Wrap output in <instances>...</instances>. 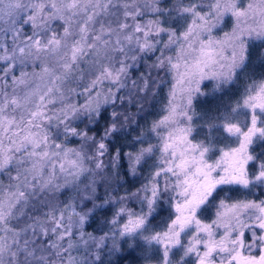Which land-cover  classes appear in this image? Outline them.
<instances>
[{
  "label": "snow or ice",
  "instance_id": "1",
  "mask_svg": "<svg viewBox=\"0 0 264 264\" xmlns=\"http://www.w3.org/2000/svg\"><path fill=\"white\" fill-rule=\"evenodd\" d=\"M167 2L0 0V264H264V0Z\"/></svg>",
  "mask_w": 264,
  "mask_h": 264
},
{
  "label": "trees",
  "instance_id": "2",
  "mask_svg": "<svg viewBox=\"0 0 264 264\" xmlns=\"http://www.w3.org/2000/svg\"><path fill=\"white\" fill-rule=\"evenodd\" d=\"M174 3V0H168V2L166 4H163L162 6L164 7H172V4ZM147 19V17H146ZM179 24H182L179 22ZM0 67H2V65H0ZM254 67L256 68V71H264V68L259 67L256 63H255V59H254ZM31 70V69H29ZM236 98L235 96V91L228 93L227 95H223V96H218L215 100L211 101L210 103L208 102H204V101H198L194 103V106L196 107V110L198 113L200 114H204L205 112H208V115L210 116H216L218 113L215 111V109L217 108V106L220 107V111L223 112L224 111V106L225 105H231L234 101V99ZM159 106H157L158 108ZM209 109H211V111H209ZM130 112H135L136 109L135 108H130L129 109ZM154 117H149V119H152ZM245 117L244 115H240L238 117V120L243 123L245 121ZM216 123L217 125H219L221 122L220 121H209L208 116H205L204 119L202 120H194V125L196 127V131L193 133V136L196 138V140H205L208 137L209 133L207 131V129L204 127L205 124L207 123ZM133 135H135V133H133ZM213 137L216 138L217 142L222 141L223 143L220 146H224V145H232V137L229 136L228 133L224 132L223 130H218V131H214L211 134ZM155 142V141H153ZM207 142V141H206ZM256 143H258V139L255 140L254 145H256ZM261 143V142H260ZM70 146H78L76 144H72ZM254 150H256V152L258 153V155L260 154L261 151H264V142L261 143L260 146H255L253 147ZM4 182L7 183V178H4ZM127 186V185H126ZM163 215L166 214H162L160 217L157 218L156 221H154V225L155 224H160V227H163L162 224V220H163ZM102 220V217H97V222H100ZM96 225L94 224L93 227H95ZM88 231H92V228L87 229ZM160 230V229H157ZM145 253H123V255H121L118 259L116 256H109L108 260H114L117 262V264H143L144 261L142 259L143 255ZM107 264V261H106Z\"/></svg>",
  "mask_w": 264,
  "mask_h": 264
},
{
  "label": "rangeland",
  "instance_id": "3",
  "mask_svg": "<svg viewBox=\"0 0 264 264\" xmlns=\"http://www.w3.org/2000/svg\"><path fill=\"white\" fill-rule=\"evenodd\" d=\"M180 23H183V22L181 21ZM241 124L243 125V123H241ZM257 139H258V143H256V145H254V142H255V140H257ZM231 140H232V142H233V144H232L231 146L235 147V146H236L235 138L232 137ZM260 142H261V143L264 142V139H261V138H259V137H254V139H253V143H252V145L250 146L249 151L253 152V154H255V155H258V153L256 152V150H254L253 147H255V146H260V145H261ZM262 153H264V151H261V152H260V154H262ZM124 253L127 254L128 252L125 251ZM134 253H142V251L138 250V251H136V252H134ZM147 254H148V255H151V254H152V248H151V247L148 248ZM143 264H144V263H143ZM151 264H156V261H152Z\"/></svg>",
  "mask_w": 264,
  "mask_h": 264
}]
</instances>
